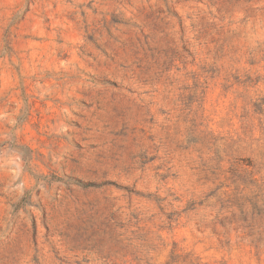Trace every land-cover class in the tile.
<instances>
[{
	"label": "rangeland",
	"instance_id": "374dc122",
	"mask_svg": "<svg viewBox=\"0 0 264 264\" xmlns=\"http://www.w3.org/2000/svg\"><path fill=\"white\" fill-rule=\"evenodd\" d=\"M0 264H264V0H0Z\"/></svg>",
	"mask_w": 264,
	"mask_h": 264
}]
</instances>
